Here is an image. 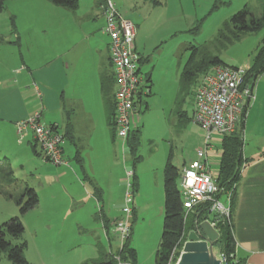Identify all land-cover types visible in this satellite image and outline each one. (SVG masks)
I'll list each match as a JSON object with an SVG mask.
<instances>
[{"label":"rangeland","instance_id":"rangeland-1","mask_svg":"<svg viewBox=\"0 0 264 264\" xmlns=\"http://www.w3.org/2000/svg\"><path fill=\"white\" fill-rule=\"evenodd\" d=\"M112 1L120 14L138 25V46L144 56L141 70L145 77L151 76L154 84L152 93L144 95L138 110L132 116L133 124L141 131V141L135 154L128 148L124 150L123 142L116 138L114 145L118 150L119 165L104 168V165L99 166L96 161L94 166L101 180L109 179L110 173H115L118 177L123 174V203L127 204L132 212L129 217L125 212L117 214V217L128 218L132 225L130 246L135 249L136 264H156V252L163 232L165 215V192L159 178L162 177L163 171L160 173L158 168L163 164L168 152L174 155L173 150L170 151L171 144L176 145L173 149L177 151L172 160L181 167L180 160L197 154V147L201 143L199 127L190 124L189 120L185 149L183 141L181 142L184 138L183 131L180 135L177 129L180 128L179 116L176 112L175 116L171 115L173 102L176 101L179 92L180 73L190 54L189 48L193 45L210 47L224 23L245 7H248L254 15L261 16L263 2L262 0ZM105 2L106 0L101 4L100 0H78V7L72 9L56 5L50 0H33L30 3L35 4L27 6V10L32 9V12L19 13V16L12 18L7 9L0 12L1 33L11 34L10 26L16 19L26 22L34 16L33 19L41 25L38 35L42 43L37 44L36 52L39 56L42 55L40 61L44 64L37 74L39 75L41 70L44 78L38 79L37 82L42 87L44 101L46 92L50 97L51 78L48 77V71L51 66L49 63L54 39H65L67 42L68 39H73L81 47H87L91 42L87 35L91 36L94 30L93 34L101 39L99 44L103 47L107 45L109 38L107 34H102L105 17L101 13ZM262 37L263 31L247 33L240 41L223 50L220 58L230 65H248L253 60ZM69 46L66 44V50ZM28 50L34 52L30 46ZM192 93L186 98L183 107L190 118L194 112L195 88H192ZM46 119L50 120L47 114ZM111 143H113L112 138ZM22 158L29 162L27 156L22 155ZM35 158L31 157L32 161L30 160L31 164L26 167V172L17 173V181L15 180L12 189L17 199L22 196L26 182L43 180L46 169L53 167L52 164H45L39 155L37 160ZM128 172H132V175L129 176ZM106 174L108 177H105ZM10 179V177L5 178V182H9ZM19 183L23 186L22 190H18ZM129 183H136L137 186L129 187ZM88 185L86 183V189ZM50 186L39 187L42 213L28 219L22 237L12 240L13 244L27 242L24 255L31 264H84L97 257L99 247L108 252L116 251L122 245L124 241L121 237L112 231L108 235L105 231L100 207L94 198L89 200L83 194L81 198L75 196L72 199L73 193L68 195L70 193L66 191L65 193L63 190L58 193L56 188ZM2 188L1 186L0 192ZM81 190L79 187L76 189L77 192ZM129 191L131 197L127 201L126 195ZM52 194L63 195L61 203L58 204L60 208L53 216H51L53 204L50 199ZM15 199L0 194V224L12 216L19 215V206ZM222 199L224 200V196ZM120 208L119 206L118 209ZM0 264H12L6 252L0 253Z\"/></svg>","mask_w":264,"mask_h":264},{"label":"crops","instance_id":"crops-1","mask_svg":"<svg viewBox=\"0 0 264 264\" xmlns=\"http://www.w3.org/2000/svg\"><path fill=\"white\" fill-rule=\"evenodd\" d=\"M30 2L29 0H8L4 10L9 11L11 18L19 16V13L32 12V9L27 10V6L35 3ZM103 11L104 9L101 8L102 15H104ZM31 17L32 19L26 22L19 19L12 21L9 30L11 34L0 32V168L11 169L17 181V173L26 172V167H29L32 159L37 158V155L43 159L45 164H51L41 156L39 147H34L32 133L27 132L25 139L20 141L16 127L18 121L28 117L39 105L43 106L45 121L57 126L65 136L64 155L68 164L61 166L52 164L53 167L46 169L43 180L26 182L25 188L32 187L40 195L39 187L51 185L50 187L56 188L58 193L62 190L70 193L68 195L73 193L72 199L75 196L81 198L85 194L89 200L94 198L97 201L103 220L113 222L118 219L117 214L122 213L124 205L123 174L118 177L115 173H110L109 179L101 180L94 166L96 161L99 166L104 165V168L119 165L118 150L114 145L117 137L114 136L108 122V101L114 104L117 89L114 69L110 61V39L103 47L99 44L101 39L93 34L94 30L91 36L87 35L91 41L88 48L81 47L73 39H68V42L65 39H54L51 45L52 55L49 63L51 66L48 71V77L51 78L50 97L46 92L44 101V95L39 98L37 89L33 85L36 82L41 91L42 87L37 81L44 77L41 70L39 75L37 73L44 63L40 61L42 55L39 56L36 52V46L40 42L38 29L41 25L33 19L34 16ZM105 25L104 19L102 27L104 35L107 34ZM136 26L138 36L139 29L137 24ZM66 44L70 45L68 50H66ZM29 46L34 52H29ZM136 48L140 53L137 37ZM141 56L143 62L144 56L142 54ZM252 61L248 65L231 66L249 68ZM103 77L107 82V95L102 89ZM147 78L150 93H152L154 83L150 75H147ZM254 90L255 100L248 106L243 121L244 162L241 168V179L237 185L232 220L236 241L235 257L243 259L246 264H264V72L258 77ZM172 110L171 115H174L175 101ZM46 114L50 116V120L46 119ZM189 120L190 124L199 127L201 143L197 148H203L205 132L193 121L192 117H189ZM189 120L184 121L183 130L181 127L177 128L180 135L183 131L184 138L180 137V139L185 149ZM111 138L113 143H111ZM223 140L224 136L214 134L207 151V158L211 164L210 169L217 176L220 173ZM123 145L124 150L129 149L127 143ZM173 147L176 145L171 144L170 147V151L173 150L174 159L177 151L176 149L174 151ZM22 155L27 156L29 162L24 161ZM168 156L169 152L163 164L158 168L160 173L163 171L162 177H159L163 186L164 167ZM77 157L82 159V165ZM197 158V154L184 157L180 160L181 167L175 162L174 164L181 170L188 161ZM105 177H108V174ZM36 179H38L37 176ZM16 181L9 183L0 178V187H3L0 194L15 199L16 193H13L12 189ZM86 183L89 184L88 189H86ZM19 186L18 190H22L23 186L20 183ZM94 186L102 190L100 198L96 196ZM78 187L82 189L81 192L76 191ZM50 199L53 204L51 207V216H53L54 212L60 208L58 204L61 203L63 195L52 194ZM224 200L226 201L225 196ZM41 202V196H39V203L22 216L25 226L28 219L42 213ZM119 206L120 209H118ZM46 228L49 229V227Z\"/></svg>","mask_w":264,"mask_h":264},{"label":"built area","instance_id":"built-area-1","mask_svg":"<svg viewBox=\"0 0 264 264\" xmlns=\"http://www.w3.org/2000/svg\"><path fill=\"white\" fill-rule=\"evenodd\" d=\"M103 9L105 32L110 39V61L117 84L113 124L116 137L126 144L131 132L138 128L133 124V113L138 110L144 95L150 94V86L147 76L141 70L143 57L136 48V24L120 14L112 0H106ZM246 71L247 68L242 66L218 64L205 74L197 86L192 119L205 132V146L197 150L196 160L183 165L179 178V188L187 213L198 204L207 202L210 203V212L227 220L229 224L232 223L233 190L222 195L226 197V201L219 196L223 188L217 182L218 176L210 169L207 151L214 134L225 136L236 130L245 105H250L255 100V85L244 84ZM35 87L38 97L42 98L38 86ZM16 127L20 141L25 139L27 132L32 133L47 162L57 166L68 164L64 155L65 136L57 126L45 121L43 106L36 107L28 117L18 121ZM128 174L131 176L132 172ZM131 186L129 183V187ZM130 197L129 191L126 200ZM122 212L128 216L132 209L124 204ZM111 231L121 237L122 241L127 239L132 233L128 218L117 220ZM180 251L174 249L167 264H176ZM222 256L223 264H229V256L223 252ZM230 256L234 257L233 254Z\"/></svg>","mask_w":264,"mask_h":264},{"label":"trees","instance_id":"trees-1","mask_svg":"<svg viewBox=\"0 0 264 264\" xmlns=\"http://www.w3.org/2000/svg\"><path fill=\"white\" fill-rule=\"evenodd\" d=\"M8 0H0V12L4 10ZM56 5L66 6L76 9L79 5L78 0H50ZM105 0H100L103 4ZM263 12L261 16L254 15L248 7H245L235 13L224 25L219 29L217 35L209 46H191L189 57L182 68L179 78V92L175 101V112L179 116L180 127L184 121L189 120L188 113L184 110V103L188 96L192 93V88H196L202 81L205 74L215 65L226 63L220 58L221 52L227 49L233 43L240 41L243 36L250 32L263 31L261 44L258 47L253 61L247 68L244 84L255 85L258 77L264 72V0ZM102 89L107 95L106 79L102 78ZM245 105L241 120L236 130L224 136L222 148L223 155L220 164V173L217 182L225 192L233 190L231 199V217L233 218L236 203L237 185L241 179V168L244 162L243 147V121L248 109ZM115 114V103L108 101V122L116 137L113 124ZM141 141V131L139 128L131 132L128 137L129 151L133 154ZM35 142V141H34ZM37 147V144H34ZM41 154V152L39 151ZM42 156V154H41ZM82 165V159L77 157ZM139 159V158H138ZM173 154L170 152L164 167V192H165V215L163 223V232L159 247L156 252V264H167L168 259L174 249L181 250L188 231L196 229V222L204 219H210L216 223L221 236L219 245L222 252L229 256V264H245L243 259L235 257L236 241L233 232V220L229 224L227 220L218 218L216 214L210 212V203H201L187 213L183 205V198L179 188L180 169L173 162ZM135 176V175H134ZM10 177V181H15L14 173L11 169L0 168V178L4 180ZM9 181V182H10ZM136 187L137 184H132ZM95 194L101 197L102 190L94 186ZM12 197V195H8ZM19 206V215L12 216L2 224H0V253L6 252L8 259L12 264H31L25 257L24 251L26 241L13 244V239H20L25 231L22 216L39 203V195L32 187H26L22 196L16 199ZM108 220L104 221L105 231L109 235L111 228L117 222ZM132 228V225H131ZM132 235V233H131ZM131 235L124 240L122 245L116 251H105L102 247L98 248V255L93 260L84 264H136L135 249L130 246ZM233 254L234 257L230 255Z\"/></svg>","mask_w":264,"mask_h":264},{"label":"water","instance_id":"water-1","mask_svg":"<svg viewBox=\"0 0 264 264\" xmlns=\"http://www.w3.org/2000/svg\"><path fill=\"white\" fill-rule=\"evenodd\" d=\"M188 231L176 264H223L221 233L210 219L196 222Z\"/></svg>","mask_w":264,"mask_h":264}]
</instances>
